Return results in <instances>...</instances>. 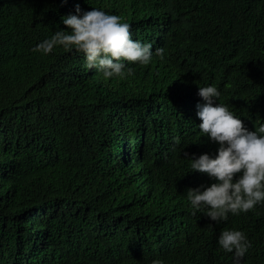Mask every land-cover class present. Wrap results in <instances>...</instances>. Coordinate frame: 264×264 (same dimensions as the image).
I'll use <instances>...</instances> for the list:
<instances>
[{"label":"trees","instance_id":"16d2710c","mask_svg":"<svg viewBox=\"0 0 264 264\" xmlns=\"http://www.w3.org/2000/svg\"><path fill=\"white\" fill-rule=\"evenodd\" d=\"M102 8L165 58L105 82L84 57L33 48L62 17ZM214 84L249 130L264 125V0H0V264H233L229 228L264 263V204L215 223L186 191L212 183L189 157L198 87Z\"/></svg>","mask_w":264,"mask_h":264},{"label":"clouds","instance_id":"9594fccd","mask_svg":"<svg viewBox=\"0 0 264 264\" xmlns=\"http://www.w3.org/2000/svg\"><path fill=\"white\" fill-rule=\"evenodd\" d=\"M62 23L70 31H55L33 51L48 55L59 46L81 53L84 67L95 70L105 82L133 77L130 63L146 66L154 55L165 58L162 48L153 51L152 44L133 39L131 25L102 8L83 11L77 4L75 13L62 17ZM197 94L203 101L196 104L197 127L217 149L214 155L189 157V171L206 173L213 182L189 188L186 196L193 215L203 213L219 223L230 214H246L264 204V125L249 130L227 104L217 102L221 92L214 84L199 86ZM217 244L234 256L233 264H239L251 247L246 233L236 228L223 230Z\"/></svg>","mask_w":264,"mask_h":264}]
</instances>
